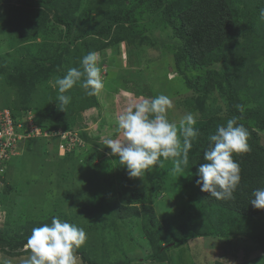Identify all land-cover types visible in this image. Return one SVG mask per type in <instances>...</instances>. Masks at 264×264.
<instances>
[{
  "label": "rangeland",
  "instance_id": "obj_1",
  "mask_svg": "<svg viewBox=\"0 0 264 264\" xmlns=\"http://www.w3.org/2000/svg\"><path fill=\"white\" fill-rule=\"evenodd\" d=\"M138 1L55 0L54 11L17 2L0 4V109L29 104V111L37 122L36 118L42 121L46 116L48 107L52 106L53 112L65 107L69 113L67 127L82 121L79 129H84L98 146L93 150L85 147L82 151L83 160L93 157L90 166L75 165L70 160L63 163L59 150L56 153L55 140L40 143L39 146L48 144L46 155L41 151L37 154L33 143L27 142L22 154L10 164L6 181L9 185L0 190V231L4 236L19 237L30 226L44 225L54 217L62 219L84 229L87 240L78 250L95 264L122 263L129 259L137 260L135 264H261L264 255L258 243L233 237L197 238L185 246L169 248L162 260L157 261L150 257L156 236L144 226L143 217L125 221L114 217L111 208L115 202L126 203L132 195H137V206L141 202L154 205L163 231L168 232L176 222L172 212L166 214L168 207H173L184 220L199 208L193 183L181 188L182 181L172 176L165 179L167 186L158 188L157 183L158 187L149 181L159 180L155 172L160 166L148 169L152 170V176L148 170L140 178L128 176L126 167L118 162L117 156L110 154L111 149L103 142L105 138L117 137L119 114L142 99L164 94L172 100V107L166 113L169 121L179 124L182 116L193 113L197 118L196 127L212 114L222 116L227 107L216 85L207 94H196L186 87L174 61L181 43L174 38L161 11L150 12L148 2L131 13L132 23L113 24L108 36L74 40L83 33L106 28L114 15L126 14ZM259 1L237 0L233 4L239 14L245 10L247 14L256 12ZM55 16L73 21L69 36L66 28L55 21ZM240 31L233 35V43L224 48L223 54L232 50L236 57L231 64L241 63L242 78L238 84L244 109H252L256 99L264 108V99L258 96L260 89L264 91V34L247 28L243 32L248 36L243 38ZM257 34H262L260 42ZM246 43L256 44L255 51L248 54L254 60L240 62L238 57L244 51L242 48L248 46ZM90 52L98 53L97 66L101 69L104 88L96 95H88L81 82H77L65 93L71 97L72 106L68 103L59 107L58 91L53 86L55 78L62 77L70 68H80L81 59ZM212 61L209 68L187 73L197 78L207 69H225L224 61ZM29 75L34 85L31 96L25 99L24 84L26 80L29 82ZM81 92L86 99L80 98ZM253 124L251 128L264 145V130L256 129ZM180 139L182 144L183 137ZM79 149L83 148L78 146L74 150ZM73 167L79 169V176L73 173ZM80 175L84 177V185L75 186ZM99 209L109 210L98 212V219L94 214ZM20 250V256H13L0 247V264H24L31 252L22 253L28 250L25 247ZM76 255L78 264H90L79 253Z\"/></svg>",
  "mask_w": 264,
  "mask_h": 264
},
{
  "label": "trees",
  "instance_id": "obj_2",
  "mask_svg": "<svg viewBox=\"0 0 264 264\" xmlns=\"http://www.w3.org/2000/svg\"><path fill=\"white\" fill-rule=\"evenodd\" d=\"M235 1L237 0H140L133 4L132 8H130L126 14L114 15L106 28L93 30L90 33H83L74 38V40L80 41L89 36H108L113 24L132 23L133 21L130 17L131 13H135L139 6L148 2L150 12L156 13L161 11V16L171 28L174 38L178 39L181 43L174 56V61L176 72L183 78L186 87L196 94H207L210 87L216 85L221 91V97L226 102V111L222 116L212 114L207 120L202 122L200 126L195 127L198 135L191 140L192 147L188 153V165H182V170L176 171L173 162H164L163 166L159 167L155 172V177L159 180L153 181V178L149 179V181L153 182L154 186H159L158 188L161 186L164 187V185L167 186L165 179L172 176L179 179L180 183L182 181L181 188L186 185L188 186L189 182L191 184L193 183L197 188L199 201L197 212H192L189 216L186 212L188 220H184V218L180 217V213L178 214L174 211L173 207H168L169 212L166 214H171L170 212H172L174 217L173 220L176 222L170 226L168 232H164L165 230L159 220L156 207L143 202L140 203V206H137L139 200L137 195H132L131 198L128 199L131 201H125L126 203L115 202L111 208L112 212H114V217L121 221L143 217L145 222L144 226L148 228L149 233L156 236V241L153 245L154 251L150 254V257L157 261H161L164 254H166L171 247L178 248L189 244V242L194 239L207 237L225 239L233 237L250 240L258 243L264 255V210H258L250 204L254 190L264 188V145L260 143L258 133L251 128V123H254L253 127L261 131L264 130V108L260 100L256 99V101L253 102L252 109H244L245 102L239 98L240 84H238L242 78L241 63L231 64L236 57L235 52L232 50L223 54L224 48L230 47V43H233V35L236 31L241 30L239 35L242 34L241 37L243 38L248 36L244 33L247 28H250L252 32L258 29L264 34V21L259 18L260 9L264 8V1L261 0L255 5L256 12L251 11L247 12V14L246 10L239 14V11L235 9L233 4ZM14 2L28 5L31 8L43 7L50 11H54L55 9V0H0V4H11ZM245 7H247V5H245ZM54 19L58 24L66 28L67 35L69 36L73 28V21H69L62 16H55ZM258 34L256 36L260 42L262 34ZM74 40L73 42H76ZM233 45L235 46V44ZM246 45L248 46L242 48L244 51L239 54L238 59L240 62L252 58L251 56L249 57L248 54L255 51L256 44L250 45L246 43ZM212 60L218 62L224 61L223 64L225 65V69L222 68L219 71L216 69H207L203 76L197 78H192L187 73L191 70H200L208 67L213 63ZM29 78V82L26 80L24 84L25 99L31 96L34 85L31 75H29ZM80 95L81 99H86L85 93L81 92ZM258 96L260 99H264V91L262 89H260ZM72 104V101H70L69 107L72 106ZM237 105L243 106L242 112L237 110ZM64 108L65 107L57 112H53L54 108H52V106L48 107L47 111L45 109L46 116L43 117L42 121L36 118L37 122H39L38 124L44 129L51 131L55 129H69L65 130L67 132L78 131L81 139L85 141V147H88L87 150L97 146L92 137L90 138L84 129H79L82 125V121L76 125L73 124L72 127H69V125L67 127V121L69 120L67 115L69 113H66ZM8 109L11 111L15 122L23 121L27 113L30 112L29 104L12 105L9 106ZM0 110H3V108ZM233 117H237L238 124L244 125L249 132V150L245 153L234 154L233 156L234 160L240 165L241 175V181L233 193V198L217 200L211 197L209 193L201 191L196 182L198 179L196 173L199 165L205 162L203 153L210 144V135L215 133L218 125L225 124L228 119ZM54 140L57 143L56 153H58L59 139L57 137H40L30 141L33 143L34 150H37V154L41 151L46 155L48 144L39 146L40 143L42 142L45 144L48 143L47 141L51 142ZM85 147L79 149L77 152L75 150L68 152L61 157L62 162L66 163L70 160L71 162L74 161L73 163L75 165L91 166L92 156L84 160L82 158V151L86 149ZM82 161H84V164ZM70 165L73 164L71 163ZM73 171L72 172L76 174V176H79V169L77 167H73ZM151 171L152 170H148V172ZM145 173H147V171ZM150 175L152 176L153 172H151ZM83 181L84 177L80 175V177L76 178L75 186L84 185ZM7 186L8 184L5 185V187ZM187 207L186 210L189 209ZM108 210L109 209H99L94 215L96 218L100 219L98 212L103 213ZM161 212V214H163V211ZM52 219L53 218H50V220L44 224H51ZM60 220L62 221V219ZM40 226L42 225L36 224V226H30L29 231L23 233L19 237L13 238L2 235L0 231L1 249L5 250L9 255L20 256V249L27 243L33 228ZM25 252H30V250L22 253ZM76 253L80 254L84 262L95 264L87 254L80 252L78 249ZM135 261L137 260L129 259L122 263L118 262L115 264H135L133 263Z\"/></svg>",
  "mask_w": 264,
  "mask_h": 264
},
{
  "label": "clouds",
  "instance_id": "obj_3",
  "mask_svg": "<svg viewBox=\"0 0 264 264\" xmlns=\"http://www.w3.org/2000/svg\"><path fill=\"white\" fill-rule=\"evenodd\" d=\"M259 18L264 21V8L260 9ZM97 61L98 53L90 52L81 59L80 68H70L65 75L55 78L53 86L58 91L59 107L70 102L71 97L65 93L77 82H81L88 95H96L104 88ZM171 107V98L160 94L142 99L116 118L117 137L105 138L103 142L111 149L110 154L117 156L120 164L126 167L130 178H140L148 169L162 167L164 161L170 158L176 171L182 170V165H188L191 140L198 135L194 127L197 118L193 113H187L181 117L179 124L170 122L166 113ZM236 107L238 111H243V106ZM237 121L238 118L233 117L217 126L203 153L205 162L199 165L196 173L201 191L217 200L233 198L241 181L240 165L233 156L249 150V132ZM252 195L250 204L264 210V188L254 190ZM86 240L83 228L54 217L51 224L33 228L24 245L31 252L24 264H78L76 250Z\"/></svg>",
  "mask_w": 264,
  "mask_h": 264
},
{
  "label": "built area",
  "instance_id": "obj_4",
  "mask_svg": "<svg viewBox=\"0 0 264 264\" xmlns=\"http://www.w3.org/2000/svg\"><path fill=\"white\" fill-rule=\"evenodd\" d=\"M40 137H57L60 156L66 155L78 146L82 148L86 146L78 131L44 129L34 121L30 112L27 113L23 121L15 122L9 109L0 110V190L6 185L12 160L22 154L28 141Z\"/></svg>",
  "mask_w": 264,
  "mask_h": 264
},
{
  "label": "crops",
  "instance_id": "obj_5",
  "mask_svg": "<svg viewBox=\"0 0 264 264\" xmlns=\"http://www.w3.org/2000/svg\"><path fill=\"white\" fill-rule=\"evenodd\" d=\"M15 162V161H14ZM14 162H12V163H14Z\"/></svg>",
  "mask_w": 264,
  "mask_h": 264
}]
</instances>
